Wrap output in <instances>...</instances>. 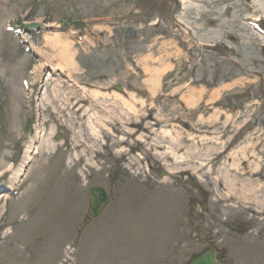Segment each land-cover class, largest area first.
Instances as JSON below:
<instances>
[{
	"label": "rangeland",
	"instance_id": "1",
	"mask_svg": "<svg viewBox=\"0 0 264 264\" xmlns=\"http://www.w3.org/2000/svg\"><path fill=\"white\" fill-rule=\"evenodd\" d=\"M257 1L0 0V264H106L152 237L158 254L162 232L167 252L180 174L263 234ZM99 184L116 198L90 221Z\"/></svg>",
	"mask_w": 264,
	"mask_h": 264
},
{
	"label": "flooded vegetation",
	"instance_id": "2",
	"mask_svg": "<svg viewBox=\"0 0 264 264\" xmlns=\"http://www.w3.org/2000/svg\"><path fill=\"white\" fill-rule=\"evenodd\" d=\"M177 181L183 186L181 191L189 205L179 222L184 227L173 236L174 252L162 250L154 264H189L206 253L215 256L219 264H264V258L247 257L264 253V232L254 237L255 228L249 221L236 215H228L226 221H221L225 211L198 210L199 205L205 207V199L198 196L189 176H179ZM114 198L111 196V201ZM198 219L205 225L199 227ZM188 230L189 235H186Z\"/></svg>",
	"mask_w": 264,
	"mask_h": 264
},
{
	"label": "water",
	"instance_id": "3",
	"mask_svg": "<svg viewBox=\"0 0 264 264\" xmlns=\"http://www.w3.org/2000/svg\"><path fill=\"white\" fill-rule=\"evenodd\" d=\"M119 90H121V87H118ZM109 198L106 195L105 191L101 187H94L91 190V207H90V213L93 217H96L100 214V212L103 210V208L108 203ZM200 264H205L208 261L207 260H201L198 261ZM198 263V264H199Z\"/></svg>",
	"mask_w": 264,
	"mask_h": 264
},
{
	"label": "bare ground",
	"instance_id": "4",
	"mask_svg": "<svg viewBox=\"0 0 264 264\" xmlns=\"http://www.w3.org/2000/svg\"><path fill=\"white\" fill-rule=\"evenodd\" d=\"M257 2H258V5L259 6H261L262 8H264V0H258ZM68 104H69V106L72 104L71 103V100H69V99H68ZM73 105H74V103H73ZM66 109H69V107H67Z\"/></svg>",
	"mask_w": 264,
	"mask_h": 264
}]
</instances>
